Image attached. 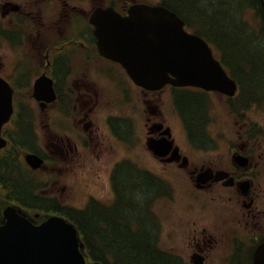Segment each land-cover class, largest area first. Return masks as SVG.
<instances>
[{
  "label": "flooded vegetation",
  "instance_id": "1",
  "mask_svg": "<svg viewBox=\"0 0 264 264\" xmlns=\"http://www.w3.org/2000/svg\"><path fill=\"white\" fill-rule=\"evenodd\" d=\"M157 1L0 0V78L14 105L2 128L0 207H16L36 225L57 215L80 231L88 216L91 263L122 261L111 251L97 254L96 245L112 247L114 230L136 235L145 225L170 264H252L264 242L260 123H249L247 139L224 143V130L213 128L214 93L168 86L163 101L164 91L139 87L99 51L90 22L96 8L126 16L133 5ZM192 96L200 104V129L186 122L178 132L172 112L178 105L191 117L182 104ZM251 111L264 115V99ZM152 139L174 144L158 156L148 147ZM207 170L213 174L200 178ZM144 178L145 194L137 189Z\"/></svg>",
  "mask_w": 264,
  "mask_h": 264
},
{
  "label": "water",
  "instance_id": "2",
  "mask_svg": "<svg viewBox=\"0 0 264 264\" xmlns=\"http://www.w3.org/2000/svg\"><path fill=\"white\" fill-rule=\"evenodd\" d=\"M144 13L134 7L129 17L121 19L109 11L98 10L92 20L99 26V17L111 16L112 32L120 31L121 24L128 25L127 32L117 39L123 41L118 46L108 44L106 52L121 61L136 82L154 89L170 82L234 95L236 83L215 60L207 43L184 31V23L175 13L155 9L154 14L160 16L159 32L155 37L145 36L142 41L144 34L136 26ZM10 113L11 102H0V128ZM5 216V224L0 226V264H85L84 245L77 231L61 218L52 217L34 227L12 209ZM58 256L69 259L57 260ZM255 263L264 264V245L258 249Z\"/></svg>",
  "mask_w": 264,
  "mask_h": 264
},
{
  "label": "trees",
  "instance_id": "3",
  "mask_svg": "<svg viewBox=\"0 0 264 264\" xmlns=\"http://www.w3.org/2000/svg\"><path fill=\"white\" fill-rule=\"evenodd\" d=\"M165 3L186 20L193 19L198 22L205 34L221 48L232 75L241 84L243 91L239 99L241 106L264 99V16L259 0H165ZM246 7L262 13L263 21L259 31L243 20ZM194 97L186 102L183 100L182 105L191 116L187 117L189 125L193 132H196L200 129L201 110L198 100ZM141 181L143 183L137 189L145 194L148 190L147 179ZM27 192L28 189L22 187L18 193L25 197ZM87 217L84 218L82 228L88 242L87 236L92 235L93 231L88 229L92 224ZM147 228L144 225L143 231L136 235L131 234L128 229L114 230V237L121 243L113 244L112 247L96 245L95 249L99 251L97 254L111 251V254L122 259L119 262L122 264H170L169 260L153 246L152 236ZM107 235L108 232L104 231L100 242L104 243ZM89 249L92 254L94 248L90 244Z\"/></svg>",
  "mask_w": 264,
  "mask_h": 264
},
{
  "label": "rangeland",
  "instance_id": "4",
  "mask_svg": "<svg viewBox=\"0 0 264 264\" xmlns=\"http://www.w3.org/2000/svg\"><path fill=\"white\" fill-rule=\"evenodd\" d=\"M243 20L247 21L251 26H253L254 28L258 29V24H259V20L260 18H258V16L253 12L252 9L249 10H245L243 12ZM162 96H160V98L163 101L167 102V97H168V93H163L160 94ZM167 105V104H166ZM221 106H218V108L216 109V114L215 116H213V128L214 129H223L225 132V135L223 136L224 139V143L227 142H238L240 140H242L243 136H242V131L243 128L239 127L238 121H236V119H233V117L230 114V112L227 110V108L225 107V105H223L222 103H220ZM249 118L251 121H255V122H259L260 126L262 127L263 133L262 135H260V139L262 141H264V115L260 114L258 112L255 111H251L249 113ZM176 122L178 121L177 118ZM177 126V125H176ZM177 128L179 129V127L177 126ZM143 160L146 164H149L148 161V157L146 154V149L143 151ZM262 168L264 170V157L262 159ZM261 177L264 178V172L263 174H261ZM80 180L82 181V183H86V185L90 182V178H80ZM84 184L81 186V191L85 189Z\"/></svg>",
  "mask_w": 264,
  "mask_h": 264
}]
</instances>
